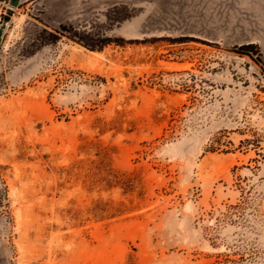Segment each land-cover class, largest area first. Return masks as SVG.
I'll return each instance as SVG.
<instances>
[{
  "label": "rangeland",
  "instance_id": "obj_1",
  "mask_svg": "<svg viewBox=\"0 0 264 264\" xmlns=\"http://www.w3.org/2000/svg\"><path fill=\"white\" fill-rule=\"evenodd\" d=\"M12 17L0 264H264V0H21Z\"/></svg>",
  "mask_w": 264,
  "mask_h": 264
},
{
  "label": "trees",
  "instance_id": "obj_2",
  "mask_svg": "<svg viewBox=\"0 0 264 264\" xmlns=\"http://www.w3.org/2000/svg\"><path fill=\"white\" fill-rule=\"evenodd\" d=\"M60 31L64 35H68V33L72 32L71 27L66 28L65 26H60ZM72 40H75L78 44L82 45L88 50H98L100 51L105 45L112 42V40H109L107 38H104L102 40H99L98 42H88L86 38L82 34H78L77 32H73L71 36H67ZM118 43H124L123 40H117ZM254 49H256V46L254 45H244L236 49L237 53L248 56V57H254ZM257 59V58H256ZM258 61V60H256Z\"/></svg>",
  "mask_w": 264,
  "mask_h": 264
},
{
  "label": "water",
  "instance_id": "obj_3",
  "mask_svg": "<svg viewBox=\"0 0 264 264\" xmlns=\"http://www.w3.org/2000/svg\"><path fill=\"white\" fill-rule=\"evenodd\" d=\"M21 0H8V10H7V15L4 16L3 19V25L0 26V47H1V42H2V35H3V30L6 26V24L10 21L13 11L18 8Z\"/></svg>",
  "mask_w": 264,
  "mask_h": 264
},
{
  "label": "bare ground",
  "instance_id": "obj_4",
  "mask_svg": "<svg viewBox=\"0 0 264 264\" xmlns=\"http://www.w3.org/2000/svg\"><path fill=\"white\" fill-rule=\"evenodd\" d=\"M13 18V17H12Z\"/></svg>",
  "mask_w": 264,
  "mask_h": 264
}]
</instances>
